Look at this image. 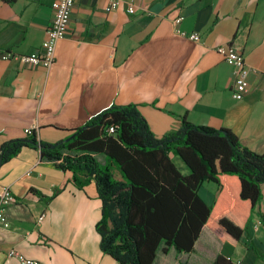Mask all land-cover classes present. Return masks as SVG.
Instances as JSON below:
<instances>
[{
	"label": "crops",
	"instance_id": "1",
	"mask_svg": "<svg viewBox=\"0 0 264 264\" xmlns=\"http://www.w3.org/2000/svg\"><path fill=\"white\" fill-rule=\"evenodd\" d=\"M54 1L0 0V54L40 50ZM109 4L75 0L52 67L0 59V151L28 138L32 126L39 141L55 145L102 111L134 104L158 138L186 120L229 130L244 147L264 153V0H120L112 11ZM178 30L197 33L200 41ZM219 46H234L245 57L249 89L240 101L233 98V68L217 53ZM72 177L29 147L0 166V193L9 188L15 197L6 211L10 227L0 225V264H22L8 257L11 249L35 264H119L101 249L96 183L79 189ZM261 189L258 211L264 214V184ZM219 192L206 182L199 196L211 205ZM259 213L235 246L205 227L192 252L160 249L154 264H213L218 256L264 264Z\"/></svg>",
	"mask_w": 264,
	"mask_h": 264
},
{
	"label": "trees",
	"instance_id": "2",
	"mask_svg": "<svg viewBox=\"0 0 264 264\" xmlns=\"http://www.w3.org/2000/svg\"><path fill=\"white\" fill-rule=\"evenodd\" d=\"M111 127L115 132H109ZM71 136L55 145L36 134L11 141L0 151V166L29 147L70 171L79 189L94 181L102 201L96 226L101 249L119 264H154L158 251L170 247L192 252L205 227L220 242L235 246L259 213L264 153L244 147L229 130L184 120L180 129L158 138L139 107L130 104L102 111ZM114 169L122 180L114 177ZM206 182L220 190L211 205L199 196ZM258 215L264 225V214ZM213 264L233 262L218 256Z\"/></svg>",
	"mask_w": 264,
	"mask_h": 264
},
{
	"label": "built area",
	"instance_id": "3",
	"mask_svg": "<svg viewBox=\"0 0 264 264\" xmlns=\"http://www.w3.org/2000/svg\"><path fill=\"white\" fill-rule=\"evenodd\" d=\"M75 4V0H55L52 4L53 21L51 27L46 32V38L42 43L40 50H37L29 55H18L12 52H2L0 59L3 61H20L30 66H43L45 68L52 67L56 62V51L58 43L67 36L72 11ZM120 5V0H110V4L107 8L108 11L117 9ZM128 11L134 13V7H129ZM182 18L179 17L174 20L176 25H179ZM177 33L192 41L199 42L200 36L197 33L187 35L182 31ZM224 60L233 68L234 83L232 88L233 98L237 101L242 100L248 92L249 82L247 79L248 70L245 64V57L243 53L234 46H219L216 49ZM36 126H32L25 130V134L31 137L35 134ZM109 132H115V128H109ZM15 202V197L9 188H4L0 193V225L5 228L10 227V223L7 218V208ZM43 219V216L40 220ZM9 258L18 259L22 264H35V261L26 259L16 249H11L8 252ZM241 264V263H237Z\"/></svg>",
	"mask_w": 264,
	"mask_h": 264
},
{
	"label": "rangeland",
	"instance_id": "4",
	"mask_svg": "<svg viewBox=\"0 0 264 264\" xmlns=\"http://www.w3.org/2000/svg\"><path fill=\"white\" fill-rule=\"evenodd\" d=\"M174 163L180 169V171L183 173V171L185 169V167L183 166V164L178 159H174ZM183 174L186 175L187 173H183Z\"/></svg>",
	"mask_w": 264,
	"mask_h": 264
},
{
	"label": "water",
	"instance_id": "5",
	"mask_svg": "<svg viewBox=\"0 0 264 264\" xmlns=\"http://www.w3.org/2000/svg\"><path fill=\"white\" fill-rule=\"evenodd\" d=\"M71 138H73V136L69 137L67 140H70ZM23 140H25V139H23ZM53 147H54V146H53Z\"/></svg>",
	"mask_w": 264,
	"mask_h": 264
}]
</instances>
